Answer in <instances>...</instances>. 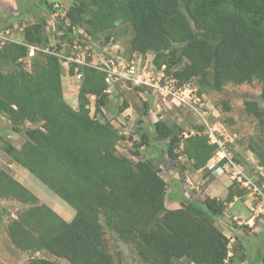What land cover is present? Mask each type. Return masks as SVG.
Segmentation results:
<instances>
[{
	"label": "trees",
	"instance_id": "16d2710c",
	"mask_svg": "<svg viewBox=\"0 0 264 264\" xmlns=\"http://www.w3.org/2000/svg\"><path fill=\"white\" fill-rule=\"evenodd\" d=\"M53 3L28 4L27 11L38 10L39 20L24 26L23 43L0 41V63L11 64L8 70L0 65V113L8 117L13 132L26 135L20 148L7 140L2 147L12 161L72 206L75 215L66 220L49 204L40 203L38 195L14 175L0 169V200L28 204L7 224L12 245L29 254V264H60L39 252L69 264H116L108 249L106 227L133 244L150 264H177L175 260L183 258L193 264H227L230 237L217 221L237 195L233 184L224 199L183 196L181 205L168 206L167 182L160 167L150 159L121 154L118 128L98 117L101 108L109 105L104 71L82 68L75 108L64 94V71L56 54L61 45L54 53L37 51L30 71L20 62L28 54L27 44L48 45L44 15L57 11ZM65 13L56 27L61 37L68 36V51L76 36L73 26L96 38L122 24L125 32L133 30L128 58L153 52L158 68L167 63L177 66L169 74L178 86L198 77L203 86L220 89L225 81L244 83L257 76L264 99V0H71ZM107 33L108 41L112 34ZM89 94L96 95L93 114ZM245 103L248 112L260 114L256 101ZM126 107L124 102L119 111ZM155 129L170 158L183 155L195 169L206 166L218 149V143L200 132L201 127L190 140L183 139L179 124L158 120ZM140 131L143 139L137 147L150 145L141 124ZM258 154L264 166V149ZM233 159L247 165L239 153ZM157 160L159 164L162 158ZM0 207L1 219L5 210ZM0 264L7 263L0 258Z\"/></svg>",
	"mask_w": 264,
	"mask_h": 264
},
{
	"label": "rangeland",
	"instance_id": "374dc122",
	"mask_svg": "<svg viewBox=\"0 0 264 264\" xmlns=\"http://www.w3.org/2000/svg\"><path fill=\"white\" fill-rule=\"evenodd\" d=\"M53 1H55L54 7L63 9H60L61 13H45L44 32L48 35V44L51 48L56 49L61 45L59 46L60 51L65 52L66 47L69 49L70 40L68 36L61 37L62 32L57 29L56 22L58 17L63 16L71 0H49L50 3ZM32 2L34 0H0V33L8 29L7 35L10 38L21 40L24 26L29 22L39 20L38 10L27 11V6ZM54 24L55 30L52 29ZM107 32H111V37H113L108 41L106 40ZM107 32L100 33L94 42L105 46H109L111 42H118L127 56L126 49L133 30L125 32L124 26L117 24ZM95 52L98 53V51ZM134 56L138 59L141 69L146 72L143 80L149 83L133 85L126 80H121L116 85H112L109 91V105L105 112L98 116L102 120L114 119L116 125H121V140L118 142L117 149L121 154H126L135 160L150 159L160 167V174L167 182V201L169 199L173 201L168 202V206L175 204L174 202L181 205L180 198L183 196L192 200L201 199L205 195L224 199L229 187L227 184H233V189L237 193L233 200L235 201L234 207L244 205L246 202L249 204L244 205V209L240 212L242 216L237 219L230 217L229 221L224 220V215L234 208L229 211L226 208L227 212L218 218L217 224L223 231L226 228L228 232L229 230L234 231L235 229L230 227L232 225L236 228V232L239 230L244 232L241 239L230 241L229 248L232 255H229L227 264H264L262 260L264 252V166L260 165L261 159L258 154L260 148L264 149V99L261 95L260 78L254 76L251 81L244 83L225 81L222 87L217 89L207 85L203 86L198 77H193L178 86L176 79L169 75V72H173L177 66L169 67L167 63L165 69L157 68L153 64L154 53L151 51L146 54L137 53ZM0 65L4 70L11 68L10 63H0ZM24 67L29 71L32 68L31 64ZM66 78L71 83L70 91L65 93L66 99L76 107L77 97L74 94L77 86L72 76L68 75ZM174 92L177 94L174 95ZM246 100L256 101L260 114L254 115L248 112ZM93 102L94 97L92 96V112L95 108ZM124 102L128 103V107L121 109L119 113V108H122ZM158 120H163L170 125H181L185 140H190L201 127L200 132L206 134L211 141L218 142L219 148L206 166L201 169H195L192 161L183 155L171 159L163 143L157 137L155 122ZM140 124L151 139L150 145L137 147L143 139L140 134ZM0 133V169H3L2 172L6 171L18 177L19 180L22 172L17 165L10 164V156L4 151L2 145L7 140L20 148L26 135L24 132H13L8 117L3 113H0ZM135 150L139 151L138 155L134 154ZM235 153H239L247 162L246 166L239 164L244 173L242 180L233 178L232 170L221 174L213 173L212 164L217 165L218 159L224 154L233 158ZM159 157L162 161L158 164ZM221 165H223L222 162ZM22 169L29 174V182L32 185L28 187L38 195L39 202L49 204L69 221L72 218L69 210H72L74 214V208L26 168L22 167ZM249 180L257 187L256 190L254 185L248 182ZM243 181L248 183L245 184ZM0 205L5 210L0 219V258L7 264H29V254L20 253L12 245L7 234L8 222L11 218L17 217L24 208L28 207V204H22L17 200H4ZM0 211L3 212L2 207ZM237 220H241L242 223L239 224ZM105 232L108 249L116 264H150L141 259L133 244L124 241L112 229L105 227ZM253 234L258 235L250 237ZM235 235V233H230L231 237ZM36 254L46 255L60 264H69L66 260L45 252ZM175 261L177 264H193L186 258Z\"/></svg>",
	"mask_w": 264,
	"mask_h": 264
},
{
	"label": "clouds",
	"instance_id": "9594fccd",
	"mask_svg": "<svg viewBox=\"0 0 264 264\" xmlns=\"http://www.w3.org/2000/svg\"><path fill=\"white\" fill-rule=\"evenodd\" d=\"M54 4H55V1H54V3H53V7H54ZM54 8H56L57 9V11L56 12H58V13H61V10L58 8V7H54ZM55 12V13H56ZM54 13V14H55ZM53 14V13H52ZM66 15V13H63V16H61L62 18L64 17ZM66 25L68 26V25H70V20H68V19H66ZM6 31H8L9 32V30L7 29V30H5V31H3V32H1V33H5ZM61 31V30H60ZM62 32V31H61ZM80 33H82V35H80ZM73 34H76V36H75V38H74V40H73V46H72V50L71 51H68V49H67V47L65 48V50H67V51H65V52H62V51H60V50H58V51H56V54H57V56L59 57V60H60V63L62 64V66H63V71H64V75H70V76H72L73 77V80H74V82H75V86H78V83H79V81H81V79L83 78V71H82V68H84L85 66H90V67H95L94 65H92V62L93 61H97L98 59H99V56L101 55V53H104V54H106V55H110V53H111V51L113 50V49H116V46H117V49L119 50V52L121 53V55H123L126 59H128L129 61H134L138 66H140L139 65V63H138V59L137 58H135V56L134 55H136L137 53H134V55H133V58L132 59H129L128 58V55L126 56V54H125V51L123 50V48H122V50H121V45L118 43V42H111L112 44H110L109 46L108 45H100V44H96V42H94V40L95 39H98V37H99V35L95 38L94 36H92L91 34H89L87 31H85L83 28H80V29H78L77 27H75V26H73ZM7 35V34H6ZM7 37L9 38L7 41H9V40H12V41H20V42H22L23 43V41L22 40H15L14 38H10L8 35H7ZM113 37H111V39H112ZM6 41V42H7ZM5 43V42H4ZM27 46H28V54L26 55V56H24V57H22L21 59H20V62H22L23 63V66H27L28 64H31V67H32V58L34 57V56H36V52L37 51H42V52H44V53H47L48 52V50H49V52L48 53H54L55 51L54 50H56V49H53V48H51V46H49V44H48V47L46 46V47H43V46H38V45H32V44H27ZM30 46H36L37 47V49L35 50V53L34 54H29V52H30ZM40 47V48H39ZM45 49H47V50H45ZM95 51H98V53L97 52H95ZM127 53V52H126ZM148 53V52H147ZM139 54H141V53H139ZM146 54V53H145ZM69 57H72V59H68ZM77 58H79L81 61H78L77 60ZM153 64H154V62H153ZM155 65V64H154ZM166 64H164V65H162V67H160L159 69H165V66ZM156 66V65H155ZM73 67V72H71L70 70H71V68ZM157 67V66H156ZM95 68H97V67H95ZM158 68V67H157ZM97 69H99V68H97ZM99 70H101V69H99ZM103 71V70H102ZM78 72H80L81 74H82V77L80 78V79H77L76 78V74L78 73ZM105 72V71H104ZM105 74H106V72H105ZM107 75V74H106ZM106 75H105V78H106ZM169 75H171V74H169ZM174 79H176L173 75H171ZM127 81V80H126ZM177 81V80H176ZM119 82H121V80L120 81H116V82H112V83H108L107 81H106V79H105V83H106V88H105V91L108 93V95H109V91H110V87L112 86V85H116L117 83H119ZM128 82H130L131 84H133V85H141L142 83H140V84H135L134 82H132V81H128ZM143 84H145V83H143ZM158 88V87H157ZM94 97V102L92 103L93 105H94V111H95V109H96V106H95V101H96V95H94V94H89V97H90V100H91V97ZM77 107V106H76ZM75 107V108H76ZM90 107H91V104H90ZM107 107H102L101 108V113H104L105 112V109H106ZM92 111V110H91ZM94 111L92 112V114L94 113ZM101 113H97V114H101ZM119 113H121V111L119 112ZM110 122L115 126V127H117L118 128V130H119V133H120V128H121V125H116L115 124V120L113 119V120H110ZM211 141V140H210ZM211 142H214V141H211ZM215 143H218V142H215ZM218 148H219V143H218ZM218 150V149H217ZM128 156V155H127ZM233 159V158H232ZM211 160V159H210ZM234 160V159H233ZM227 161V157H226V155L223 157V158H221L218 162H217V165L215 164L214 166H212L211 168L213 169L214 168V170H213V173H217V174H221V173H219V172H216V168L217 167H219V166H223L224 165V163ZM235 161V160H234ZM221 162L223 163V165H221ZM236 162V161H235ZM239 164V163H238ZM241 165V164H240ZM25 168V167H24ZM29 188V187H28ZM30 189V188H29ZM212 197H214V196H212ZM65 201V200H64ZM229 255H232V253H231V250L229 251Z\"/></svg>",
	"mask_w": 264,
	"mask_h": 264
},
{
	"label": "built area",
	"instance_id": "2783aa9c",
	"mask_svg": "<svg viewBox=\"0 0 264 264\" xmlns=\"http://www.w3.org/2000/svg\"><path fill=\"white\" fill-rule=\"evenodd\" d=\"M8 33H9L8 31H6L5 33H0V41L2 43L6 42L9 39L6 35ZM36 49H37L36 46H30L29 54H34ZM68 59H72V57H69ZM77 60L81 61L79 58H77ZM92 65L106 72L107 75L105 79L108 83H112L120 80L132 81L135 84L149 83L148 81L143 80V75H145L144 73H146L144 69H141V67L138 66L134 61H129L123 55H121V53L117 49V46L116 49H113L111 51L109 56L104 53H101L99 59L97 61H93ZM81 77L82 74L78 72L76 74V78L80 79ZM156 87L160 88L159 85H156ZM175 94L177 93L174 92V95ZM225 155L226 154H224V156ZM224 156H221L218 159V161ZM226 157H227V161L224 163L223 166L217 167L215 169L216 172L224 173L226 171L232 170L233 174H231V176L238 180H242V177H244V173L240 165L237 162H235L232 158L228 157L227 155ZM214 165L215 164H212V166ZM248 182L254 185L252 181L249 180ZM248 182L243 181V183L245 184H247ZM254 189L255 190L257 189L255 185H254Z\"/></svg>",
	"mask_w": 264,
	"mask_h": 264
},
{
	"label": "crops",
	"instance_id": "0c3cea01",
	"mask_svg": "<svg viewBox=\"0 0 264 264\" xmlns=\"http://www.w3.org/2000/svg\"><path fill=\"white\" fill-rule=\"evenodd\" d=\"M65 77H67V75H63V86H64V94L67 92V91H70V88H71V83L69 82L70 80L69 79H65ZM76 93H77V89L75 90V96H76ZM74 95H73V97H74ZM65 96H66V94H65ZM67 97V96H66ZM73 97H71V98H73ZM10 164L12 165V166H14V165H17V167H19V170L22 172L21 173V175H20V177H19V181L20 182H22L25 186H27L28 187V185H32L29 181H30V176H29V174L25 171V170H23L22 169V167L23 166H21L20 164H18L17 162H15V161H12L11 159H10ZM25 177V178H24ZM17 179H18V177H16ZM27 184V185H26ZM230 185V183H228L227 184V186H229ZM227 192H228V190H227ZM227 192L225 193V195L224 196H226V194H227ZM217 198H219V197H217ZM2 201H4V200H0V203L2 202ZM246 201V200H245ZM171 203V202H173V201H171L170 199L167 201V203ZM175 204H173V205H170V207H178L180 204L179 203H177V202H174ZM234 203H235V201H232L231 203H229V205H228V207H227V210L229 211V210H231V208H234V210H232L230 213H227L226 215H224V220L225 221H229V219L228 218H230V217H232V218H234V219H237L239 216H242L241 215V210H243L244 209V205H247V204H249V203H247L246 202V204H244V205H237V206H235L234 207ZM227 210L225 211V212H227ZM70 211V215H71V213H72V218L74 217V215H75V213L73 214V212H72V210H69ZM225 214V213H224ZM71 218V219H72ZM255 218V217H254ZM253 218V219H254ZM70 219V220H71ZM252 221V220H251ZM250 221V222H251ZM237 222L240 224V223H242L241 222V220H237ZM230 227L232 228V229H235L234 231H231V230H229V232L227 231V228H226V230H224V233L228 236V237H230V241L232 242V241H235V240H239V239H241V236L243 235V231L242 230H239V231H237L236 232V228H234L232 225H230ZM238 230V229H237ZM230 233H235L236 235L235 236H233V237H231L230 236ZM260 233V232H259ZM258 233V234H259ZM258 234H253L252 236H250V237H257V235ZM232 253V252H231ZM254 258H255V256H254Z\"/></svg>",
	"mask_w": 264,
	"mask_h": 264
}]
</instances>
